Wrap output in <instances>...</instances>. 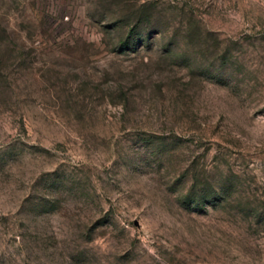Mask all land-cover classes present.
<instances>
[{
	"label": "rangeland",
	"instance_id": "374dc122",
	"mask_svg": "<svg viewBox=\"0 0 264 264\" xmlns=\"http://www.w3.org/2000/svg\"><path fill=\"white\" fill-rule=\"evenodd\" d=\"M0 264H264V0H0Z\"/></svg>",
	"mask_w": 264,
	"mask_h": 264
}]
</instances>
